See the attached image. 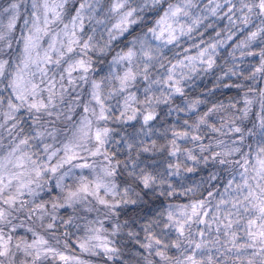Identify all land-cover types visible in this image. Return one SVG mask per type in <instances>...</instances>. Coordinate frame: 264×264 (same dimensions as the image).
<instances>
[{
    "label": "clouds",
    "instance_id": "obj_1",
    "mask_svg": "<svg viewBox=\"0 0 264 264\" xmlns=\"http://www.w3.org/2000/svg\"><path fill=\"white\" fill-rule=\"evenodd\" d=\"M0 264H264V0H0Z\"/></svg>",
    "mask_w": 264,
    "mask_h": 264
}]
</instances>
